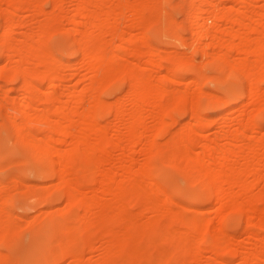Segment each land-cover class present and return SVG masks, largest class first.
Masks as SVG:
<instances>
[{"label": "rangeland", "instance_id": "1", "mask_svg": "<svg viewBox=\"0 0 264 264\" xmlns=\"http://www.w3.org/2000/svg\"><path fill=\"white\" fill-rule=\"evenodd\" d=\"M10 1L0 264H264V0Z\"/></svg>", "mask_w": 264, "mask_h": 264}, {"label": "bare ground", "instance_id": "2", "mask_svg": "<svg viewBox=\"0 0 264 264\" xmlns=\"http://www.w3.org/2000/svg\"><path fill=\"white\" fill-rule=\"evenodd\" d=\"M225 1V0H224ZM226 1H233V0H226ZM234 1H236V0H234ZM239 1H241V0H239ZM16 3H17V0H11L10 1V5L11 6H13V7H16L15 5H16ZM223 14H229V13H231L230 11H224V12H222ZM232 16H233V14H232ZM234 18H235V16H234ZM236 22H238V23H240V21H238L237 20V18L236 19H234ZM93 25H96V24H93ZM214 32L215 33H218V32H220V29L219 28H216L215 30H214ZM238 32V31H237ZM239 32H241V31H239ZM238 32V33H239ZM238 33H236V34H234V38L236 39L237 37V39H239V36H241L240 37V42L241 41H243V43H245V39H246V36H245V38H243L244 37V34H243V32H241L240 34H238ZM242 38H243V40H242ZM221 42L222 43H224L225 42V40H221ZM239 43V42H238ZM238 43H234V44H236L235 46L237 47V44ZM242 42L240 43V45L242 44V45H244ZM262 63H260V68H264V64L263 65H261ZM262 66V67H261ZM59 83V80H58V78L57 77H51V79H50V81H49V85H48V90H51L52 88H54V87H56V85ZM69 115H71V114H69ZM60 116V115H59ZM71 117H68L67 119H69L70 120V123H71V119H70ZM56 122V121H55ZM72 123H73V121H72ZM85 123V122H84ZM87 125V124H86ZM83 127H84V125H83ZM88 127H89V125H88ZM81 138V140L83 141V138L82 137H80ZM46 139V138H45ZM45 139H44V143L46 144V141H45ZM62 139V138H61ZM47 141H48V138L46 139ZM60 140V139H59ZM58 141V140H57ZM63 141V140H62ZM64 142H65V140H64ZM63 143V142H62ZM68 161H69V159H68ZM96 197H98L97 195H95ZM95 196H94V198H95ZM97 199V198H96ZM96 201V200H95Z\"/></svg>", "mask_w": 264, "mask_h": 264}]
</instances>
